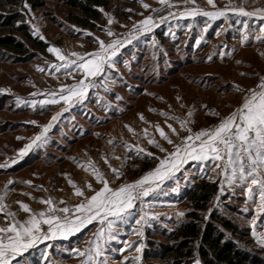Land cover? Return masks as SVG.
<instances>
[{"label": "rangeland", "instance_id": "374dc122", "mask_svg": "<svg viewBox=\"0 0 264 264\" xmlns=\"http://www.w3.org/2000/svg\"><path fill=\"white\" fill-rule=\"evenodd\" d=\"M144 4L149 7H143ZM236 6L252 11L264 8V0H214V6L207 0H195V4L167 0L164 5L159 0H114L108 8L102 9V19L95 29L79 27L68 20L65 5L56 0H46V6L37 9L24 4L22 10L26 22L33 32L38 29L34 36L39 39L43 36L48 48H60L68 60L78 61L72 52L88 59L89 56L84 54L99 48L97 38L106 44L116 39L130 42L112 57L113 67L105 65L104 72L95 77H84L75 65H70L68 70L59 67L63 62L48 48L46 53H37L22 62L0 55V89H6L0 92V164H8V167L0 168V194L7 206L5 212L15 213L14 218L22 221L28 213L17 201L28 204L33 211L46 207L39 202L41 198L52 197L59 207L64 206L59 204L62 198L69 206L79 203L83 197L74 195L69 178L86 195H92L102 184L96 182L91 171L78 166L81 161L91 160L113 189L122 183H130L155 168L158 158L173 150V144L156 131L157 124L173 143H179L188 132L169 117L188 120L187 126L194 133L227 116L244 96L236 86L241 89L255 87L259 77L264 76V38L256 39L260 27L264 26V18L258 15L245 17L228 11L212 20L199 12L191 17H181L179 13L190 7L214 11ZM146 16L153 18L155 26L150 32L136 35L133 25ZM244 21H247V28ZM107 30L113 35L109 36ZM245 35L247 39H243ZM82 78L96 86L89 87L84 100L67 111H61L66 107L63 101L43 106L39 103L52 99L47 95L50 92L57 93L59 100L62 85L71 86ZM32 93L39 94L33 96ZM16 97L36 100L37 104L34 107L18 104ZM189 110H192L191 117L187 116ZM210 110L219 115H212ZM161 111L168 116L161 115ZM56 113L60 116L47 133V143L34 146L19 157L18 149L40 132V125L48 123ZM168 124L177 129L178 135L172 133ZM149 139H155L166 151L161 152L160 148L149 144ZM136 145L145 151L138 152ZM13 160L16 163H12ZM216 163L211 158L203 162L189 161L159 189L143 198L146 208L137 200L126 220L114 225L117 238L98 242L102 244L103 255L96 257L97 264H146L143 253L148 240H165L159 233L163 229H174L185 219L193 209L186 195L192 184L201 178L219 184V192L209 203L206 216L211 213L227 215L239 225L245 237L253 240L251 245L264 249L253 235V230L258 236L264 235V214L257 217L253 229L251 217L254 211L243 187L224 185L225 190L221 192L220 169L215 167ZM112 169H118L121 175L117 176ZM29 180L31 185L23 183ZM86 182L93 188L88 189ZM245 207L249 208L248 212L243 211ZM142 209L154 213L155 218H149L143 225L140 236L134 231L141 227L136 220ZM181 212L183 216H178ZM9 222L5 213H0V227ZM100 226L93 221L66 240L41 241L16 257L15 264H81L83 257L71 249L89 247ZM125 242L131 247H125ZM138 245L141 246L139 253L135 250ZM121 248L124 249L122 252L119 251ZM136 256L140 257L139 261L134 260Z\"/></svg>", "mask_w": 264, "mask_h": 264}, {"label": "snow or ice", "instance_id": "6c2138e0", "mask_svg": "<svg viewBox=\"0 0 264 264\" xmlns=\"http://www.w3.org/2000/svg\"><path fill=\"white\" fill-rule=\"evenodd\" d=\"M159 2L164 5L167 0H159ZM188 2L195 4V0H185V3ZM207 3L214 6V0H207ZM143 7L148 8L149 5L144 4ZM154 11L156 10L154 9ZM228 11L245 17L258 15L264 18V8L246 11L242 6L218 8L214 11H204L198 7H190L181 11L179 15L181 17H191L199 12L203 16L214 20L224 16ZM108 23H112L111 18L108 19ZM243 23L247 28V21ZM137 24L139 25L138 28ZM137 24L133 25L136 35L150 32L152 27L155 26L151 16H146L144 19L137 21ZM188 27L191 28L192 25L189 24ZM205 30H207V24ZM37 32L38 29L33 34L35 35ZM259 33L260 35L256 36V39L264 38V26L260 27ZM107 34L109 36L113 35L110 30H107ZM40 39L43 40L44 37L40 36ZM97 39L99 48L91 54L85 53V56H89L86 60L80 53L76 52H72L71 55L77 57L78 61L68 60L61 49L54 46H50L48 51L63 62L59 67L68 70L70 65H75L83 72L84 77H95L104 72L105 65L109 68L113 67L112 57L116 55L120 47L130 42L127 39H116L106 44L103 40ZM243 39H247V36L245 35ZM221 55H224V53H221ZM208 58L211 59V56ZM237 63L240 62L237 61ZM95 86L94 82L89 81L86 83L85 79L82 78L71 86L62 85L59 100L56 99L57 93L50 92L47 95L52 99L41 100L39 103L43 106L63 101L66 107L61 111H67L74 104L82 102L89 87ZM236 90L244 92L242 102L213 126L202 128L193 133L192 129L187 126L188 120H181L175 116L169 117L176 120L180 128L188 132V135L180 138L179 143H173L157 124L156 131L159 132L161 138L169 144H173V150L168 152L165 157L158 158L159 163L155 168L130 183H122L119 187L113 189L109 186V181L103 173L92 164L91 160L78 162V166L84 167L86 171H91L96 182L102 184V186L93 190V194L88 196L81 187L69 178L68 183L72 186L74 195L83 197L79 203L69 206L62 198L59 204L64 206L59 207L52 197L41 198L39 202L46 205V207L39 211H33L28 204L17 201L20 208L28 213L22 221L14 218L15 213L5 212L7 206L4 204V196L0 194V213H5V218L10 220L6 226L0 227V264H15L16 257L28 248H32L45 240H56L57 238L66 240L92 224L93 221H97L101 226L94 233L95 239L89 242L90 246L83 250L71 249V251L77 256L83 257L81 264H97L96 257L103 255L102 244L98 242L117 238L114 234V225L117 221L126 220L127 216L130 215L129 210L133 208L137 200H140L146 208L147 204L144 203L143 198L159 189L160 185L165 180L172 178L175 172L179 171L184 164L189 161L203 162L209 158L216 161L215 167L220 169L221 192L225 190L224 185L239 184L243 187L247 202L251 203L254 211V215L251 217V224L254 229L257 217L264 214V76L259 77V83L255 87L241 89L237 85ZM3 91H6V89H0V92ZM38 94L32 93L31 95ZM177 99L179 100L180 97L178 96ZM16 100L18 104L33 107L37 104L36 100L26 101L20 97H16ZM150 111H154V109H150ZM210 112L212 115H219L215 110H210ZM161 115L168 116L163 111H161ZM59 116L60 113H56L48 123L40 125L41 131L18 149L19 157L26 155L34 146L40 147L47 143V133ZM187 116H192V110H189ZM140 117L144 119L143 114H140ZM29 123L36 124L37 122L29 121ZM168 128L171 129L173 134L178 135L177 129L173 128L171 124H168ZM145 133L147 134V130H145ZM18 139L20 138L18 137ZM148 143L160 148L161 152L166 151L157 144L155 139H149ZM136 149L138 152L145 151L139 145H136ZM148 155H152V153H148ZM105 162L107 163V161ZM12 163H16V160H13ZM5 167H8V164H0V168ZM112 170L117 176L121 175L118 169ZM64 175L67 177L68 174L65 173ZM8 183L11 184L12 181L9 180ZM23 183L32 184L30 180L23 181ZM86 187L92 189L93 185L86 182ZM25 195L30 196L31 193H25ZM216 199H219V197ZM243 211L248 212L249 208L245 207ZM177 215L183 216V213ZM149 218H155V214L142 209L139 219L136 220V224L141 227L136 228L134 234L143 235L142 227L148 223ZM253 235L258 243L264 245V235L258 236L254 230ZM125 247H131V245L125 242ZM123 250V248L119 249L121 252ZM135 250L139 253L141 246H136ZM139 259V256L134 258L135 261H139ZM194 264H201V262L197 259Z\"/></svg>", "mask_w": 264, "mask_h": 264}, {"label": "trees", "instance_id": "16d2710c", "mask_svg": "<svg viewBox=\"0 0 264 264\" xmlns=\"http://www.w3.org/2000/svg\"><path fill=\"white\" fill-rule=\"evenodd\" d=\"M66 7L67 19L79 27L97 28L102 9L114 0H56ZM31 9L46 6V0H0V55L16 62L46 53L48 43L34 36L23 13L24 4ZM219 184L201 178L195 181L186 197L193 209L172 230L159 234L165 239L150 238L144 250L146 264H264V249L251 245L239 225L227 215L206 211L217 196ZM248 241V242H247ZM251 242V243H250Z\"/></svg>", "mask_w": 264, "mask_h": 264}]
</instances>
